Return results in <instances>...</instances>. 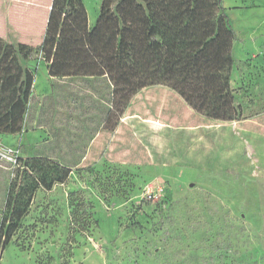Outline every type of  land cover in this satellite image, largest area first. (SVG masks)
Wrapping results in <instances>:
<instances>
[{
  "label": "rangeland",
  "instance_id": "obj_1",
  "mask_svg": "<svg viewBox=\"0 0 264 264\" xmlns=\"http://www.w3.org/2000/svg\"><path fill=\"white\" fill-rule=\"evenodd\" d=\"M102 1L84 0L90 27ZM222 1L236 36L238 122L209 120L160 85L109 130L104 84L52 86L42 42L0 44V72L20 74L5 75L0 150L72 170L36 192L11 242L0 243V264H264V0ZM19 170L0 160V225ZM149 185L164 196L149 199ZM73 199L92 213L82 233L72 231Z\"/></svg>",
  "mask_w": 264,
  "mask_h": 264
},
{
  "label": "trees",
  "instance_id": "obj_2",
  "mask_svg": "<svg viewBox=\"0 0 264 264\" xmlns=\"http://www.w3.org/2000/svg\"><path fill=\"white\" fill-rule=\"evenodd\" d=\"M235 40L222 0H103L94 27L84 0H51L40 50L52 86L76 79L105 85L109 108L103 125L115 130L133 98L160 85L209 120L241 121L230 81ZM7 69L0 72V96L7 73L20 79L17 70ZM15 165L23 170L8 192L3 247L20 229L36 192L66 183L72 171L37 156L18 158ZM73 203L72 231L82 233L92 221L90 206Z\"/></svg>",
  "mask_w": 264,
  "mask_h": 264
},
{
  "label": "crops",
  "instance_id": "obj_3",
  "mask_svg": "<svg viewBox=\"0 0 264 264\" xmlns=\"http://www.w3.org/2000/svg\"><path fill=\"white\" fill-rule=\"evenodd\" d=\"M38 1L40 0H0V44H41L50 3L47 0L43 5L44 0L40 3ZM10 33L14 35V39ZM46 73L48 74V68Z\"/></svg>",
  "mask_w": 264,
  "mask_h": 264
},
{
  "label": "built area",
  "instance_id": "obj_4",
  "mask_svg": "<svg viewBox=\"0 0 264 264\" xmlns=\"http://www.w3.org/2000/svg\"><path fill=\"white\" fill-rule=\"evenodd\" d=\"M19 156L18 151L12 148H8L5 150H0V160L12 162L14 164L17 163ZM164 187L162 185L151 186L149 185L146 188V193L149 199L158 200L164 196Z\"/></svg>",
  "mask_w": 264,
  "mask_h": 264
}]
</instances>
